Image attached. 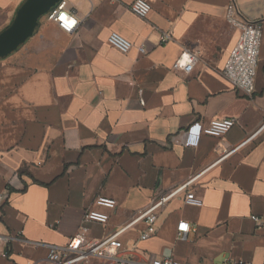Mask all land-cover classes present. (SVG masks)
I'll use <instances>...</instances> for the list:
<instances>
[{
  "label": "crops",
  "instance_id": "1",
  "mask_svg": "<svg viewBox=\"0 0 264 264\" xmlns=\"http://www.w3.org/2000/svg\"><path fill=\"white\" fill-rule=\"evenodd\" d=\"M24 1L0 0V32ZM132 1L65 0L78 19L73 33L45 13L0 57V235L11 236L0 264L41 263L78 232L96 195L116 200L106 224L86 223L88 237L103 239L156 191L190 179L158 211L156 232L139 240L138 221L120 235L124 247L138 260L264 264V0H147L146 17ZM232 1L262 27L251 98L221 74L240 32L226 18ZM110 31L133 48L110 46ZM164 32L171 39L162 43ZM184 51L197 54L189 74L171 69ZM227 117L235 124L222 137L182 145L192 122ZM186 191L202 205L185 203ZM179 220L190 225L181 239Z\"/></svg>",
  "mask_w": 264,
  "mask_h": 264
},
{
  "label": "built area",
  "instance_id": "2",
  "mask_svg": "<svg viewBox=\"0 0 264 264\" xmlns=\"http://www.w3.org/2000/svg\"><path fill=\"white\" fill-rule=\"evenodd\" d=\"M130 9L135 15L146 17L151 10V4L147 0H133L130 4ZM47 18L55 22L61 31L68 34L73 33L78 25V19L68 9L65 0L57 2L47 12ZM226 18L233 26L238 27L240 32L236 43L230 49L223 64L221 74L231 82L237 91L251 98L254 92V79L259 57L262 27L258 21H249L241 17L234 1L227 7ZM159 39L160 42L165 43L171 39V35L168 32H164L161 33ZM106 41L110 46L124 54L128 53L134 46L131 41L116 31H110ZM136 48L140 53L145 52V47L142 44L137 45ZM196 59V53L184 51L173 62L171 69L189 74ZM234 124V118L230 117L211 119L205 125L194 121L183 129L181 143L184 147H195L198 145L202 135L222 137ZM262 127H264V122ZM191 180L165 194H160L159 191H156L154 193L155 199L150 205L139 211L124 226L103 239L88 237L86 223L106 224L109 220V211L116 207V200L111 197L96 195L92 206L86 208L83 212L78 232L69 237L62 247L49 246L44 260L38 264H184L171 257L138 260L131 255L134 249L124 247L120 235L142 220L146 226L138 239L144 240L153 235L156 232L154 222L158 211L170 198L184 191ZM0 198H6V194L3 193ZM184 202L195 206L202 205V199L187 191L184 194ZM250 218L254 222L260 221V218L256 215H251ZM189 229L190 225L187 221L179 220L176 225V237L178 239L184 238ZM10 241L11 236L0 235V242L9 243ZM1 254L7 257L8 251H3ZM221 264L249 263L242 259L226 258Z\"/></svg>",
  "mask_w": 264,
  "mask_h": 264
},
{
  "label": "water",
  "instance_id": "3",
  "mask_svg": "<svg viewBox=\"0 0 264 264\" xmlns=\"http://www.w3.org/2000/svg\"><path fill=\"white\" fill-rule=\"evenodd\" d=\"M60 0H25L17 9L10 25L0 32V57L24 42L32 33L37 19Z\"/></svg>",
  "mask_w": 264,
  "mask_h": 264
}]
</instances>
